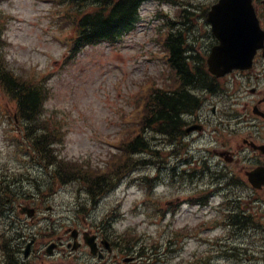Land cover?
<instances>
[{"label":"rangeland","instance_id":"obj_1","mask_svg":"<svg viewBox=\"0 0 264 264\" xmlns=\"http://www.w3.org/2000/svg\"><path fill=\"white\" fill-rule=\"evenodd\" d=\"M167 1L169 0H149L143 3L136 30L126 34L116 44L105 43L88 47L73 63L64 66V59L70 49L67 39L72 35L71 26L65 24L68 17L64 16L71 9L62 2L61 5L52 6L46 0H0V25H3L6 33L1 49L8 56L12 71L37 75L38 78L49 74L47 82L52 93L45 117L49 120L48 127H62L65 144L57 148L59 158L104 165L115 150L110 144L106 146L100 141L105 137L111 141L121 137L125 130H131L132 127L128 124L131 118L127 117L136 107L141 99L140 94L146 91L147 86L152 83L155 87L180 89L181 86L176 84L175 78L168 77L171 69L167 63L163 41L169 31L171 32V20L176 21L179 8L182 9L188 3L198 7V10L190 9L194 13L190 19H194L196 26L190 32L182 30L186 27L183 21L173 31L182 30L189 44L197 48V54H202V59L206 57L212 42L210 37L206 38L210 27H206L203 11L217 0H172L171 4ZM240 82V79L235 84L225 82L220 96L200 90V86H191L187 90L192 96L200 98L199 102L204 105L201 115L205 119L226 124L230 132H241L237 123L243 119V105L253 98L239 92ZM1 95L0 90V188L8 189V193L5 194L0 189V244L7 238L10 248L11 245L21 247L35 238L38 244L32 247V257L25 259L24 264H67L66 260L60 259L61 253L55 252L52 256L45 254L48 244L62 236L66 228L84 225L92 228L95 221L101 223L108 220L106 225L112 222L114 228L120 232L135 229L141 234L143 241L149 244L150 249L165 243V247L146 251L148 261L153 262L146 261L145 264H186L190 260L191 252L196 247L193 240L169 233L166 223L160 221L158 216H154L158 221H149L144 206L142 178L158 175L160 182H170L171 188L177 187L181 181L177 177L180 172H172L173 159L168 167L162 166V170L167 168L168 171L164 170L159 174L156 167H141L102 202L97 199L98 203H90L89 193L82 184H63L54 180L49 170L35 166L33 156L21 143L23 140L20 129L23 125L14 120L15 107L8 98ZM215 107L218 110L216 117L212 114ZM224 139V144L228 146L230 141L234 146L230 133L222 141ZM209 145H212V149L221 148L212 144L211 137H205L194 143L193 153L199 155L200 150L203 151ZM209 162L214 170L223 167V164L218 166L216 158H211ZM201 172V169L194 170L196 174ZM52 173L55 174V169H52ZM213 180L208 173L202 179L203 182ZM130 181L132 187L128 189L126 185ZM236 191V198H246L244 204L249 212L248 208L255 206L247 201L253 191L247 186H237ZM260 196L264 198V193H260ZM37 199L45 203L38 220L22 217L19 205ZM222 200L215 203L219 204ZM227 200L234 208L235 202L231 198ZM261 211V217L251 222L261 225L262 232L252 237L237 238L238 232L243 229V226L238 225L233 232L235 242L232 241L233 247L239 250L243 247L248 250V254L255 253L257 258H260V251L264 252V205ZM19 227L21 229H17ZM157 233L163 234L161 238L155 237ZM168 242L169 245L166 246ZM179 242H182L181 248ZM216 248L213 239L212 250L215 251ZM82 255L80 253L79 258ZM1 258L0 252V260ZM75 263H79V259ZM251 263L246 257L243 262L229 261V264Z\"/></svg>","mask_w":264,"mask_h":264},{"label":"trees","instance_id":"obj_2","mask_svg":"<svg viewBox=\"0 0 264 264\" xmlns=\"http://www.w3.org/2000/svg\"><path fill=\"white\" fill-rule=\"evenodd\" d=\"M51 3L61 5L62 2L71 9L68 25L73 30L72 54L86 46H93L101 42L113 43L119 40L126 32L131 31L138 21L139 5L143 0H49ZM2 30L0 27V40ZM183 38L168 39L172 48V64L179 72L181 87L176 93L153 89L147 98L145 118L142 120L139 135L126 145V150L136 153H147L151 150L152 140L164 135L171 140L179 137L185 122L183 114L191 112L197 106L196 96L188 92V87L198 86L199 82L205 84L209 74H199L205 70L200 62L187 61L183 55ZM1 63L5 60H0ZM195 71V74L194 72ZM0 76L4 89L10 99L18 104L21 120L26 124L24 136L25 146L29 152H36L39 161L56 170L57 179L61 182L82 181L89 186L91 193H95V186L103 188L104 183L111 184L114 178L120 179L127 171L126 165H120L116 175L109 178L108 174L86 169L79 163L59 158L56 153L58 144L63 143L64 134L60 126L48 127L42 115L43 105L49 89L33 79L22 80L16 78L5 67L0 68ZM127 153V151H126ZM126 168V169H125ZM59 175V176H58ZM111 175V174H110ZM107 186L105 189L109 188ZM5 194L8 189H5ZM17 249L8 245L3 248L4 264H19Z\"/></svg>","mask_w":264,"mask_h":264},{"label":"water","instance_id":"obj_3","mask_svg":"<svg viewBox=\"0 0 264 264\" xmlns=\"http://www.w3.org/2000/svg\"><path fill=\"white\" fill-rule=\"evenodd\" d=\"M210 14L214 33L221 41L208 60L210 71L223 76L234 68H250L256 51L264 42V32L259 27L251 1L220 0ZM262 172H255L252 181L255 186L260 187Z\"/></svg>","mask_w":264,"mask_h":264},{"label":"flooded vegetation","instance_id":"obj_4","mask_svg":"<svg viewBox=\"0 0 264 264\" xmlns=\"http://www.w3.org/2000/svg\"><path fill=\"white\" fill-rule=\"evenodd\" d=\"M257 1V5H258V9H262V11H264V0H254ZM259 11V10H258ZM259 13H261L259 11ZM252 92L256 93V97L252 100L253 102V109L257 108L261 109L264 108V97L261 98L260 94L258 92H256L255 90H252ZM254 97V96H253ZM251 103L247 102L245 104V108H249ZM261 107V108H260ZM264 112V111H263ZM261 117V118H260ZM257 119L261 120L264 119V113L262 114V116L257 117ZM242 130V129H240ZM260 133H262V131H260ZM239 134L241 136H243V140L242 142L245 144L243 147H246L249 145L251 141V136L248 135L247 132H245L244 130H242L241 132H239ZM226 149H223L222 151L217 152L218 154L221 155V153H223V151H225ZM233 155H236V153L234 152H230ZM256 155H260L259 153H255ZM235 158V157H234ZM233 159V158H231ZM232 162H235L236 164H239L240 159H233ZM262 166L264 165V157L258 156L257 157V161L255 163H253V168H255V166ZM256 166V167H257ZM246 172V171H245ZM244 172V173H245ZM196 197L194 199L195 204V212H192V209L190 210H186L185 212H180L178 214L179 216H190L192 219L190 221H184L183 218H180L178 220L176 224V229L179 232H184V233H189L190 236L195 237L194 239V243L196 245V247L194 248V250L191 252V264H229L230 261V256L229 254L224 256L223 254H216L215 256L213 255V253H210L208 251L209 249V245H210V241L212 240V236L214 234V232H219L218 230L221 229V233H227L228 230H225V226H214V224H212V211H210V204L211 199L208 198V192L207 190H205V192H196L195 193ZM229 213V212H227ZM225 216H229V214L225 215ZM240 216L236 217L237 218V222L240 223V221L238 220ZM230 221V220H227ZM234 223H236V220H234ZM224 229V230H222ZM83 232V230H82ZM235 232L234 230H232V233ZM245 230L242 229V231L238 232V237H244ZM97 235V234H96ZM98 236V235H97ZM234 238V236H226L227 240H229L228 238ZM65 237H61L59 240L60 245L65 244V241L63 240ZM70 240V238L68 239ZM111 248L106 250L104 249L102 246H100V253H102L101 256H99L100 261L105 262V264H119L122 256L121 254H119L118 249L111 243ZM66 246L67 248L71 247V244L69 241L66 242ZM65 251V250H63ZM134 259H136V257H133ZM139 260H135L132 262V264H138Z\"/></svg>","mask_w":264,"mask_h":264}]
</instances>
